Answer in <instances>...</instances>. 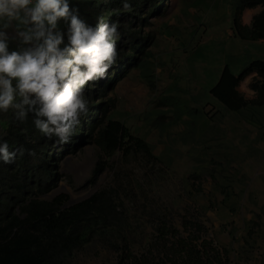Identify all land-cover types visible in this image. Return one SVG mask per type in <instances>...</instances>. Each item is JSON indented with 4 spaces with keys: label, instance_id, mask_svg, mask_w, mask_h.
Masks as SVG:
<instances>
[{
    "label": "rangeland",
    "instance_id": "rangeland-1",
    "mask_svg": "<svg viewBox=\"0 0 264 264\" xmlns=\"http://www.w3.org/2000/svg\"><path fill=\"white\" fill-rule=\"evenodd\" d=\"M87 1L70 0V8L83 7L86 15L77 10L80 19L94 25L111 18ZM236 4L160 0L159 10L149 18L146 10L131 19V10L123 8L109 22L122 24L128 33L126 38L117 28V45L138 40L144 52L140 57L137 53L135 67L112 82L106 97L89 104L111 101L108 117L142 137L157 160H125L118 153L110 163L120 172L119 179L107 169L93 183L101 154L89 143L61 161L65 177L45 199L66 194L68 205H74L120 182V202L129 216L124 235L134 251L151 237V220L166 214L178 223L185 208L201 214L211 237L229 250L233 264H264V106L231 112L210 94L224 65L239 74L252 60L264 59V40L246 43L236 37ZM253 14H244L243 21ZM121 60L109 69L114 72ZM250 81L240 86L249 98L254 95ZM119 237L111 228L96 232L70 264H115L118 256L109 241Z\"/></svg>",
    "mask_w": 264,
    "mask_h": 264
},
{
    "label": "trees",
    "instance_id": "trees-1",
    "mask_svg": "<svg viewBox=\"0 0 264 264\" xmlns=\"http://www.w3.org/2000/svg\"><path fill=\"white\" fill-rule=\"evenodd\" d=\"M159 2L128 0L131 19L133 14L146 10L148 18L156 14ZM87 3L108 13L111 18L104 19L108 23L122 14L121 0H88ZM258 8L261 10L252 17L251 23L245 24L244 13ZM77 10L85 14L81 5ZM88 20L83 21L90 24ZM233 28L236 37L243 41L264 40V0H237ZM118 29L127 38L122 24ZM138 42L129 40L128 44L117 45L114 61L122 59L119 68L115 73L109 69L102 80L89 82L94 89L85 86L88 112L80 117L67 143H54L55 137L41 134L32 123V114L20 122L14 109L0 112V142L6 141L9 151L15 153L11 163L0 161V264H70L96 232L109 228L120 235L115 242L109 241L118 256L115 264H233L229 250L220 247L211 237L201 214L185 208L178 223L166 214L151 220V237L139 251H134L129 237L124 235L129 216L120 202L123 189L120 182L117 187L99 188L74 205H68L66 194H58L51 200L44 198L65 177L60 170L61 161L89 143L101 154L93 171V183L107 169L119 179L120 172L110 163L118 153L125 160L141 156L147 162H156L151 147L142 137L129 133L121 121L108 117L111 101L89 104L106 97L112 82L137 65L145 47ZM222 69L219 80L210 89L218 103L237 113L248 107L264 106V59L252 60L239 74H234L227 64ZM249 78L248 88L254 93L251 98L240 89Z\"/></svg>",
    "mask_w": 264,
    "mask_h": 264
},
{
    "label": "clouds",
    "instance_id": "clouds-1",
    "mask_svg": "<svg viewBox=\"0 0 264 264\" xmlns=\"http://www.w3.org/2000/svg\"><path fill=\"white\" fill-rule=\"evenodd\" d=\"M121 3L129 8L128 0ZM69 5L0 0V111L14 109L20 122L32 114L34 127L60 144L88 112L85 86L104 79L117 54L118 24H86ZM14 155L0 142V161Z\"/></svg>",
    "mask_w": 264,
    "mask_h": 264
},
{
    "label": "crops",
    "instance_id": "crops-1",
    "mask_svg": "<svg viewBox=\"0 0 264 264\" xmlns=\"http://www.w3.org/2000/svg\"><path fill=\"white\" fill-rule=\"evenodd\" d=\"M261 10V8H258V9H256V10H248V11H246L244 14L246 15V13H250V12H255V14H253L251 17H249V20H247L246 21V19H245V21H244V23L245 24H250L251 23V20H252V17L254 16V15H256L259 11ZM250 15V14H249ZM244 16V15H243ZM241 42H246V43H248L247 41H243V40H241V39H239ZM252 43V42H251ZM257 43V42H256ZM231 50H232V52L233 53H236V49L234 50L233 48H231Z\"/></svg>",
    "mask_w": 264,
    "mask_h": 264
},
{
    "label": "water",
    "instance_id": "water-1",
    "mask_svg": "<svg viewBox=\"0 0 264 264\" xmlns=\"http://www.w3.org/2000/svg\"><path fill=\"white\" fill-rule=\"evenodd\" d=\"M120 55H122V54H120Z\"/></svg>",
    "mask_w": 264,
    "mask_h": 264
}]
</instances>
